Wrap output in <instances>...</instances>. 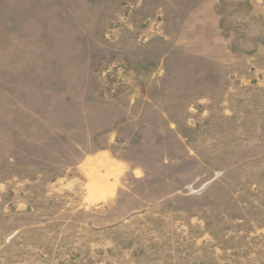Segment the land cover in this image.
Returning <instances> with one entry per match:
<instances>
[{"label": "rangeland", "instance_id": "rangeland-1", "mask_svg": "<svg viewBox=\"0 0 264 264\" xmlns=\"http://www.w3.org/2000/svg\"><path fill=\"white\" fill-rule=\"evenodd\" d=\"M0 264H264V0H0Z\"/></svg>", "mask_w": 264, "mask_h": 264}, {"label": "bare ground", "instance_id": "bare-ground-1", "mask_svg": "<svg viewBox=\"0 0 264 264\" xmlns=\"http://www.w3.org/2000/svg\"><path fill=\"white\" fill-rule=\"evenodd\" d=\"M98 164L102 165V167L104 166L105 168H107V171L111 172L114 169V165L112 163H110L106 157H100L98 159Z\"/></svg>", "mask_w": 264, "mask_h": 264}]
</instances>
